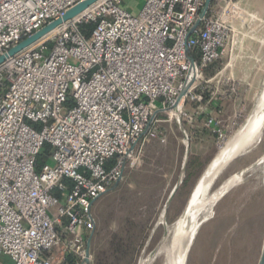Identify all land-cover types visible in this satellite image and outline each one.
I'll return each mask as SVG.
<instances>
[{"label":"built area","instance_id":"built-area-1","mask_svg":"<svg viewBox=\"0 0 264 264\" xmlns=\"http://www.w3.org/2000/svg\"><path fill=\"white\" fill-rule=\"evenodd\" d=\"M82 1L0 0V264H61L68 255L85 264L91 205L140 166L139 139L157 113L180 122L189 101L187 117L223 137L210 104L219 85L221 99L235 101L239 83L218 79L204 99L199 90L212 78L202 75L231 59L260 21L242 0H216L203 16L205 0H144L137 13L126 0H96L8 54ZM44 144L49 154L38 166Z\"/></svg>","mask_w":264,"mask_h":264},{"label":"rangeland","instance_id":"rangeland-1","mask_svg":"<svg viewBox=\"0 0 264 264\" xmlns=\"http://www.w3.org/2000/svg\"><path fill=\"white\" fill-rule=\"evenodd\" d=\"M126 1L132 13L144 2ZM242 2L257 12L260 21L237 39L232 60L226 55L216 63L213 75H202L205 80L212 78L201 90L207 95L215 90L218 79L230 77L239 83L235 101L221 99L219 85L213 95L216 102L210 104V114L221 121L223 137L217 138L205 127L202 117H187L194 108L189 101L180 122L170 112L157 113L139 139L140 166L126 168L117 186L91 205L96 227L90 238V264H168L174 257L169 253L171 230L196 181L253 112L262 90L264 0ZM237 112L239 117L230 124L229 118ZM263 153L264 126L259 142L230 162L203 196L207 200L224 181L243 170L205 214H211L210 218L200 226L185 264L258 263L264 239V181L262 168L254 164ZM189 155L195 156L190 164Z\"/></svg>","mask_w":264,"mask_h":264},{"label":"bare ground","instance_id":"bare-ground-1","mask_svg":"<svg viewBox=\"0 0 264 264\" xmlns=\"http://www.w3.org/2000/svg\"><path fill=\"white\" fill-rule=\"evenodd\" d=\"M175 111L177 112V109ZM263 126L264 82L253 112L248 116L237 133L212 158L196 181L182 213L179 214L171 230L169 253H174V257L169 255L171 260L168 264H185L189 248L192 246L200 226L210 218L211 214L207 216L205 214L214 207L227 189L238 181L243 170L224 181L207 200H204L203 196L211 188L212 182L218 176L217 173L223 165L237 153L240 152L239 156L243 155L250 147L255 146L259 142ZM254 165L262 168L264 181V153L256 160Z\"/></svg>","mask_w":264,"mask_h":264},{"label":"water","instance_id":"water-1","mask_svg":"<svg viewBox=\"0 0 264 264\" xmlns=\"http://www.w3.org/2000/svg\"><path fill=\"white\" fill-rule=\"evenodd\" d=\"M96 0H84L82 2H80L79 4H77L76 6H74L73 8L69 9L67 12L64 13V15L61 18H58L56 20H54L53 22H51L50 24L46 25L45 27H43L41 30L37 31L36 33H34L33 35H31L30 37L20 41L16 46L12 47L9 49L8 54L12 55L16 52H18L19 50H21L22 48L28 46L29 44H31L32 42L38 40L39 38H41L43 35H45L46 33H48L49 31H51L53 28H55L57 25H59L60 23H62L65 20H68L72 17H74L75 15H77L78 13H80L82 10H84L87 6H89L90 4H92L93 2H95ZM212 0H205L204 3V7L201 10V16H203V14H205V12L207 11V9L210 7ZM198 22L194 24V26L191 28L190 33L196 28ZM4 59V56H0V62ZM191 63H193V60L190 59ZM193 80H191V82L184 86L179 95L178 98L176 100V103H178V101L181 99L182 96L185 95L187 88L189 87V85L192 83ZM240 153V152H239ZM239 153H237L236 155H234L225 165H223L220 170L218 171L217 175L230 163L232 162L235 158H237L239 156ZM217 177V176H216ZM215 177V178H216ZM121 180V178H118L116 183L114 184V187L117 186V184L119 183V181ZM229 190V188L227 189V191ZM89 245H90V240L87 241V246H86V257L84 259L85 264H90L88 256H89ZM257 264H264V239H263V244H262V249H261V254L258 260Z\"/></svg>","mask_w":264,"mask_h":264},{"label":"trees","instance_id":"trees-1","mask_svg":"<svg viewBox=\"0 0 264 264\" xmlns=\"http://www.w3.org/2000/svg\"><path fill=\"white\" fill-rule=\"evenodd\" d=\"M215 1L216 0H212L211 6L214 4ZM93 26H94L93 22L82 24V25H80V30L88 33L93 28ZM217 62H218V60L215 61L214 63L210 64L209 67L204 70V72H206L208 76L213 75V73H214L213 69H214ZM199 93H201V95L204 99L208 98V95L206 94V92H201V90H199ZM69 103H70V101H69ZM49 150H50V146L48 144H44L42 147L41 153L38 155V159H37V165L38 166H40L41 164H43L44 162L47 161V155L49 154ZM193 159H195V156L189 155L188 156V160H189L188 163L190 164V162H192ZM64 181L66 183H68L67 180H64ZM76 261L77 260L74 256L68 255L61 264H76Z\"/></svg>","mask_w":264,"mask_h":264}]
</instances>
